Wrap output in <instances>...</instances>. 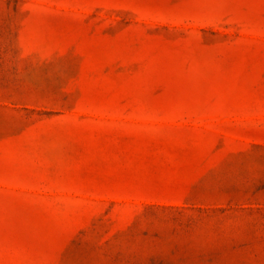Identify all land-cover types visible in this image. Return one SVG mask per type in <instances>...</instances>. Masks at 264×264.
I'll list each match as a JSON object with an SVG mask.
<instances>
[{"label":"rangeland","instance_id":"obj_1","mask_svg":"<svg viewBox=\"0 0 264 264\" xmlns=\"http://www.w3.org/2000/svg\"><path fill=\"white\" fill-rule=\"evenodd\" d=\"M0 264H264V0H0Z\"/></svg>","mask_w":264,"mask_h":264}]
</instances>
